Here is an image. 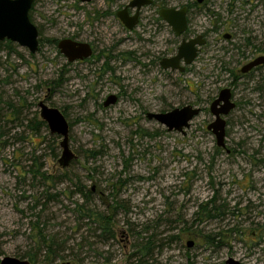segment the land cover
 <instances>
[{
	"label": "rangeland",
	"instance_id": "obj_1",
	"mask_svg": "<svg viewBox=\"0 0 264 264\" xmlns=\"http://www.w3.org/2000/svg\"><path fill=\"white\" fill-rule=\"evenodd\" d=\"M129 2L35 0L29 18L37 52L0 42V260L30 254L37 264H264V66L234 83L231 72L243 61L230 59V42L221 38L232 29L233 44L250 38L257 48L250 53L264 56V0H209L193 11L191 31L205 32L210 46L184 73L159 65L166 48L150 42L153 7L142 10L135 31L123 28L115 13ZM167 38L170 55L173 35ZM62 39L89 44L91 57L67 62L54 43ZM224 88L237 102L223 117L229 153L206 128ZM109 95L118 99L103 107ZM39 102L69 124L76 160L67 168L58 164L61 138L39 118ZM188 105L201 111L183 135L147 118ZM82 204L110 214L114 237H97Z\"/></svg>",
	"mask_w": 264,
	"mask_h": 264
},
{
	"label": "water",
	"instance_id": "obj_2",
	"mask_svg": "<svg viewBox=\"0 0 264 264\" xmlns=\"http://www.w3.org/2000/svg\"><path fill=\"white\" fill-rule=\"evenodd\" d=\"M35 0H0V42L9 41L17 44L21 48L28 50L30 54H35L39 47L38 30L32 24L29 18V12ZM79 3H90L93 0H77ZM199 2L201 0H198ZM151 0H132L126 7L116 13L117 18L121 21L127 30H132L138 22V10L142 6L151 4ZM136 9L134 15L129 16L128 9ZM159 16L164 19L174 31L176 36L185 32L186 8L174 9L163 8L159 11ZM205 44L201 35L194 39L183 40L177 48L175 56L163 59L160 65L164 69L183 71L184 66L191 65L196 57L198 48ZM59 52L66 58L67 62L82 61L92 55V49L89 44L80 43L71 39H62L57 43ZM264 64V58L259 57L252 63L241 69L242 73L250 71L257 65ZM230 90L222 89L218 97L211 103L209 111L214 120L206 127L215 137V144L218 148H225L226 139V122L223 117L227 116L234 108V103L230 101ZM116 102V96L109 95L103 103L104 107L113 105ZM39 118L44 122L51 135L60 136L61 156L58 164L61 168H67L76 156L69 147V124L64 115L57 109L46 106L43 102L38 103ZM219 106V107H218ZM200 113L198 108L192 106H183L175 108L168 112L147 114L149 120H155L163 125L168 132L174 131L180 134L185 133L189 127L190 121ZM192 242L187 243V247H192ZM0 264H30L26 259H17L5 257L0 260ZM225 264H242L241 262L228 258Z\"/></svg>",
	"mask_w": 264,
	"mask_h": 264
},
{
	"label": "flooded vegetation",
	"instance_id": "obj_3",
	"mask_svg": "<svg viewBox=\"0 0 264 264\" xmlns=\"http://www.w3.org/2000/svg\"><path fill=\"white\" fill-rule=\"evenodd\" d=\"M94 1V0H93ZM93 1H91V2H93ZM132 0H130V2H131ZM152 2H151V4L150 5H147V6H142L139 10H138V22H137V24H136V26L134 27V29H132V30H127L124 26H123V24L121 23V21L117 18V16H116V13L118 12V11H120V10H122L124 7H126L128 4H126V5H124L123 7H121V9H119L118 11H116V13H115V16H116V18L120 21V23H121V25L123 26V28L125 29V30H127V31H131V32H133V31H135L136 29H137V27L140 25V22H141V18H142V10L145 8V7H153V10H154V17L153 16H151V18H150V22H148V26L153 30V32H152V37H151V39H150V42L152 43V45H154V43H155V41L157 40V39H159L160 40V42L162 43V45H164V47L166 48V51L163 53L162 51V53L160 54V60H159V65H160V62L163 60V59H168V58H172L173 56H175V54H176V52H177V48H178V46L181 44V42L183 41V40H185V41H188V40H191V39H194L195 37H197L198 35H201L202 36V38L205 40V44L202 46V47H199L198 48V52H197V57H196V59H195V61L198 59V57L201 55V53H203V51L206 49V47L209 45L208 44V36H206V34H205V32H204V34L203 33H196V32H192L191 31V28H190V14L193 12V11H195L196 10V13L197 12H199L203 7L205 8L207 5H208V1L209 0H201L200 2L198 1V0H191L190 1V3H185V4H183V5H181L180 7H178V8H174V9H182V8H186V21H187V26H186V30H185V32L184 33H182L180 36H176L175 35V33H174V31H172V29H171V27L168 25V23L164 20V19H162L160 16H159V11L161 10V9H163V8H173V7H169L168 5H165V4H161V5H159V6H157L156 4H157V2H156V0H151ZM90 2V3H91ZM202 7V8H201ZM208 11V10H207ZM231 12V11H230ZM110 13L111 12H102V14H104L105 16H107V15H110ZM136 13V9L135 8H133V9H128V14H129V16H131V15H134ZM212 15H214V13H211ZM114 15V14H113ZM214 30H215V28H213ZM224 30V29H223ZM222 30V31H223ZM213 31V30H212ZM221 31V30H220ZM169 32H170V34H172L173 35V43H172V46H175V48H174V52L172 53V54H170L169 55V53H168V46H169V40H168V38H167V36H168V34H169ZM244 33H245V31H244ZM221 38L223 39V40H225V41H227V43L228 42H230V47H232V49L231 50H229V52L231 51V52H234L232 55V57L230 58V59H233V58H235V57H237V58H241V62L243 61V65L241 66V68L239 69V70H237L236 71V73H232L231 72V76L235 79V80H233L234 81V83H236L237 81H240V80H242V79H250L251 78V75L253 74V72H257V70H259L260 68H262L263 66H264V64H261V65H257L256 67H254V68H252L250 71H248V72H246V73H242L241 72V69L244 67V66H246V65H248V64H250V63H252L254 60H256L257 58H259V57H263L264 58V56H255V54L254 53H250L251 52V50L252 49H256L257 50V48H255L254 47V43H253V41L250 39V38H248V39H246L245 41H244V43H243V46H238L237 44H233V40H235L234 38H235V35H234V31L232 30V29H229V30H225L224 31V33L222 34V36H221ZM60 41V40H59ZM58 41V42H59ZM57 42V43H58ZM210 46V45H209ZM92 49V48H91ZM234 49V50H233ZM227 50V49H226ZM228 52V53H229ZM93 53V52H92ZM250 53V54H249ZM194 61V62H195ZM193 62V63H194ZM193 63L191 64V65H193ZM180 65L182 66V67H184V69H183V71L182 72H180V71H178V70H176V71H178V72H180V73H184V72H186L188 69H189V67L191 66V65H189V66H184L183 65V63H182V60L180 61ZM160 67H161V65H160ZM162 68V67H161ZM163 70H165V71H173V70H170V69H164V68H162ZM175 71V70H174ZM225 89V88H224ZM229 90H230V101L232 102V103H234V108L231 110V111H233V110H235L236 108H237V102L234 100V98H233V94H232V90L230 89V88H228ZM221 91V90H220ZM220 91H219V93H220ZM219 93H218V95H219ZM218 97V96H217ZM117 96H116V101H117ZM106 100V99H105ZM104 103V102H103ZM104 107V106H103ZM219 107V106H218ZM210 108V107H209ZM199 109V108H198ZM200 110V109H199ZM201 111V110H200ZM230 111V112H231ZM229 112V113H230ZM226 122V121H225ZM226 125H227V123H226ZM227 153H229L230 151L227 149V147H226V143H225V148H223Z\"/></svg>",
	"mask_w": 264,
	"mask_h": 264
},
{
	"label": "trees",
	"instance_id": "obj_4",
	"mask_svg": "<svg viewBox=\"0 0 264 264\" xmlns=\"http://www.w3.org/2000/svg\"><path fill=\"white\" fill-rule=\"evenodd\" d=\"M32 7H33V5H32ZM32 9V8H31ZM31 11V10H30ZM30 13V12H29ZM38 41H39V39H38ZM54 43L55 44H57L56 43V41H54ZM6 45L9 47V49H10V46H11V43L9 42V41H6ZM39 125H42V123L41 122H39L38 123ZM87 198V195H85V199ZM89 198V197H88ZM87 198V199H88ZM87 202H89V199L88 200H86V202L84 201V204L85 203H87ZM84 204H82V205H77V208H79L81 211H84V217L85 218H89L92 222H94V223H97L98 224V226H99V230H100V235L99 236H97L99 239H101V241H105V240H107V239H109V238H111V237H114V234H113V227H112V217L110 216V214L109 213H107V214H103V215H100L99 213H95V214H93L94 212L93 211H91V210H89V209H86V210H83L84 209ZM112 211V212H111ZM110 211V213H111V215H112V213H114L113 211H115V209H112ZM202 212L203 211H205V208L204 209H202L201 210ZM106 212H107V210H106ZM206 217H210V213H209V211H207L206 210ZM215 237H211V238H208V242H209V245H212V244H214V241H215ZM53 247H57V244L55 243V241L54 240H50L49 241V244H48V246H47V250L51 253V254H53V250H52V248ZM143 249H145L146 250V248L145 247H143ZM148 249V248H147ZM141 249H139L138 250V252H140L141 253ZM26 255V260H28L29 262H30V264H37V262H36V257L35 256H33V255H30V254H25ZM53 263V262H52Z\"/></svg>",
	"mask_w": 264,
	"mask_h": 264
}]
</instances>
